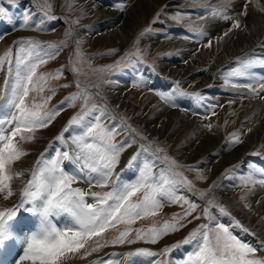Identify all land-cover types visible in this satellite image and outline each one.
I'll return each instance as SVG.
<instances>
[{"label": "rangeland", "instance_id": "374dc122", "mask_svg": "<svg viewBox=\"0 0 264 264\" xmlns=\"http://www.w3.org/2000/svg\"><path fill=\"white\" fill-rule=\"evenodd\" d=\"M55 1L0 0V189L3 200L12 198L13 191L17 194V202L9 203L6 211L36 214L37 222L43 221L45 228L46 220L54 224L40 238L48 239L41 241L45 252L41 257H45L33 262L264 264V240L247 227L239 210L231 209L217 195L233 194L231 187L213 195L218 183L235 180L244 201L238 204L242 212L250 213V206L245 204L250 196H245L253 193L256 183L264 185V168L257 161L264 160V148L261 141H253L254 127L264 120V113H260L264 95L247 94L246 99L243 90V75L251 73V67L264 70V47L234 54L215 70L214 75L220 79L216 92L225 98L224 105L229 106L226 110L217 101L208 100L202 89L186 88L160 68L161 61L181 55L190 42L197 45L194 48L199 55L211 52L217 41L208 36L206 32H213L206 26L225 15V10L213 9V1L190 0L189 8H169L165 2L144 18V25L129 39L112 45L98 37L87 47L80 34L96 30L97 20L79 10L76 0ZM218 2L238 12L234 13L238 18L227 13L224 24L233 29L231 34L248 22L249 9L238 7L237 2ZM105 3L122 11L127 8L122 0ZM157 39L160 48L151 51L154 43L149 42ZM183 62L186 64V60ZM151 69L162 85H148L147 72ZM211 73L207 68L205 74ZM123 75L129 87L151 89L158 99L156 108L153 102L150 110L144 108L145 104H137L132 91L127 95L131 113L111 104L107 90L116 89ZM259 82L264 93L263 78ZM180 98L187 99V105L194 102L201 108L192 105L186 109ZM244 107L252 119L242 112ZM168 111L177 116L184 111L189 119L198 117L201 130L221 143L209 154L184 160L179 151L190 154L185 138L192 130L185 133L181 132L183 128L177 129L183 137L170 145L167 140L175 121L163 136L152 133L153 128L159 130L160 121H167ZM242 113L247 118L240 120ZM181 115L175 118L178 123L183 120ZM197 124L192 121L190 126ZM208 126L212 131L206 130ZM196 135L192 141H197ZM247 141L250 148L244 156L225 164L220 172H210L229 149ZM31 153V163L20 167ZM27 171L29 177H25ZM77 173L81 175L78 182L74 179ZM254 200L251 207H258L254 213L264 215L259 207L262 204L257 206L264 200V193ZM48 210L68 216L60 212L66 210L74 224L69 219V224L61 225L59 214L50 216ZM246 232L253 233L248 235L251 238H261L255 240L258 246L254 240L252 244L240 238ZM40 233L38 229L34 236ZM34 243L36 247L39 242ZM31 247L20 252L17 259L23 261Z\"/></svg>", "mask_w": 264, "mask_h": 264}, {"label": "bare ground", "instance_id": "6f19581e", "mask_svg": "<svg viewBox=\"0 0 264 264\" xmlns=\"http://www.w3.org/2000/svg\"><path fill=\"white\" fill-rule=\"evenodd\" d=\"M57 1L60 2V0H56L55 2H57ZM105 1L104 0H76V3L74 2L76 4V7L79 10L81 9L84 12V14L86 13L87 16L88 15L90 16V17L88 16L89 19L97 20L96 23H98V26H97L98 30L96 29L94 31H87V32L85 31L84 34H80L79 39L84 41L86 47L89 46V43H92L98 37H100V39L101 38L108 39L107 40L108 43H110L112 45H115L120 41H125V40L129 39L130 37H128V36L129 35L131 36V33L134 34L135 30L137 28L144 25V22H143L144 18L145 17L147 18L151 11H154L160 4H163L165 2L166 3L168 2L169 8H175L178 6H182V7L184 6V8H189L192 6L190 0H122V1H125L127 4L126 10L122 11L118 7L114 8V7L108 6L105 3ZM212 1H213L212 4H214V5L211 4V6H213V9L214 8L220 9L221 12L223 10H225V12H224L225 15H223V17L220 16V18L216 19V21L214 20V21L209 22L210 24H207V26H206V28L209 31L213 32V33L206 32V33H208V36L211 35L212 36L211 38L212 39L216 38V41H217V44H215V43L213 44L211 52H209L207 54H201L202 55L201 56V55L197 54L195 51L196 47L194 48V46H197V45L190 42L189 45L186 44V47L183 49V52L181 53V55L172 57L171 60L168 62L161 61L160 62V68L163 71L171 74V76L174 77L175 79H178L179 84L183 85L184 87H186V88L190 87L191 89L192 88L202 89L203 95L206 98H208V100L217 101L219 107H221L225 104L224 103L225 98H223L218 92H216V86H219L220 79L214 75V72L218 67H220L221 65H223L224 63L229 61L232 58V55L237 54L239 52L241 53L242 51L253 48V47L254 48L264 47V0H211V2ZM218 1H222L224 3H230V4L237 2L238 7L244 8L246 11H248V9H249L250 13L247 12L248 22H246V21L243 22L244 25H242L241 28L236 29L235 33L231 34V31L233 29H229V26L227 24H224L226 19H227V13L229 12L228 13L229 15L232 14L236 18H238L239 16L234 14L236 11L232 10L230 7H228L226 5L219 3ZM54 4L56 6V3H54ZM211 6H210V8H211ZM236 13H238V12H236ZM200 15L201 14H199L197 12V16H200ZM209 17L212 18V16H210V14H209ZM216 34H217V36H215ZM158 40L159 39H157L155 41L150 40L149 44L154 43L153 48L152 49L150 48L151 51H156L158 48H160V44H159ZM165 48H168V47L165 46ZM184 60H186V64H184V62H183ZM207 63L210 66L207 65ZM205 65L212 72L211 75L205 74V71L207 68L204 71L200 70V67L205 66ZM251 68H252L251 73L248 72V74L243 75V77H244L243 80H244V82L246 81L245 82L246 84H244L246 86H244V88L242 86L243 90L246 91L245 98H246V96L248 97L247 94H249V95L253 94V97L255 95H260V94L264 95V93L262 92V90L260 88V85H258L259 83H262V82H259L261 80V78H263V80H264V70L261 67H251ZM147 75L149 77V84L148 85L150 87L160 86L163 84V81L160 80V78L156 74V71H154L153 69L149 70L147 72ZM263 85H264V82H263ZM131 87L128 86V84L126 82V77L123 75V77H121L119 79V82H118L116 89L112 88V89L107 90L108 94L106 97L108 100H110L111 104H113L119 110H121V111L126 110V111H128V113L129 112L131 113L132 109L130 110L128 108L129 104L127 103V95L129 93H131V91H132V93H131L132 98L137 104H142V105L145 104L144 108H146L147 110H150L151 108H153L154 102L158 101V99L156 97H154L151 89L148 88L146 91H144V90H141L140 87H137L135 89L133 87L132 88ZM255 91H257V92H255ZM187 101L188 100L184 99V98L179 100V102H181V106H183L186 109H188L189 107L192 108V105L196 106L198 109L201 108L200 106H198L194 102H191V103L189 102L190 105H187ZM236 101H237V103H239L238 99ZM151 102H153L152 103L153 106H151ZM223 107L226 110H228L229 106L227 107L224 105ZM205 108H207V107H205ZM202 109H203V107H202ZM250 109H251V107H250ZM260 110H261L260 113H262V115H263L264 107ZM169 111H168V113H169ZM243 111H245V114L247 115L248 119L253 118V117L249 116L250 111L249 110L246 111L245 107L242 110V112ZM181 112H180V115H181ZM185 113L186 112L183 111L182 115L184 117H182L183 120H181L180 123H178V121L175 120V118H177V117H178V119L180 118L179 114L177 116V114H175V113H169L166 116V118H167V119H165V120H167L166 122H161V121L159 122V123H161L159 130L157 131V130H154V128H153V132L152 131L151 132L154 135H156L157 137L163 136L165 131H168V129H167L168 125L172 121H175L176 123L173 126L172 133L168 132V133H170L171 136L168 137L167 143L170 145V143L176 142V140H178V141L181 140V138L183 137V134L181 135L182 131L192 130L189 134V137L185 138L188 140L187 143H189L190 144L189 146L191 147L190 148V154L185 155V152H186L185 150L179 151V155L182 158H184V160H192V159H195V158H197V157H199L205 153L209 154L210 151L213 148H215V146L219 145V143H221V142H220L219 138L215 137L214 135L208 134L206 131L201 130L202 128H201V126H199L201 124L198 121V119H199L198 117L192 118L189 115L191 118V119H189V118H187L188 116L187 117L185 116ZM242 117H246L244 115V113H242L240 115L239 119L241 120ZM148 118H150V117H148ZM218 118L220 119V116ZM262 119H264V116L262 117ZM214 120L216 121V118ZM240 120H238V121H240ZM142 121H143L142 118L138 119V123L142 124ZM192 121L195 123L198 122L197 126L191 127L190 124H192ZM181 128H183V130H181V132L179 130H177V129H181ZM254 129H253L254 130L253 132H255V135H253V138H254L253 141H258V142L261 141L263 144L261 148H264V120L261 124L254 127ZM206 130L212 131V127L208 126ZM148 133H149V131H148ZM195 134H197L195 136L197 138V141L196 140L192 141L191 139L194 137ZM182 141H183V139H182ZM249 144H250L249 141H247L240 146H237L235 148L233 147L232 149H229L230 151L227 152L226 154H224L223 158L221 160H219L217 163H215L211 166V168L209 169L210 172L212 174H214L215 171L222 169V167L225 164H228V163L233 162L235 160L237 161L239 158L244 156V154H246L250 148ZM71 153L73 155L72 151H71ZM68 155H70V151L67 153L66 156H68ZM32 159H33L32 153L30 154V156L27 155L25 158V161L20 163V167H25V166L29 165L31 163ZM220 171L221 170H219V172ZM80 176L81 175H79L77 173L74 176V179H76V181L78 182ZM25 177H29L28 171H27V175ZM11 182H12V180H11ZM225 187H231V191L233 194L221 192L222 194H219V193L217 194L218 197H219V195L222 196L223 199H225V204L227 206H229L231 209L239 210L240 215L243 218V222L247 225V227L249 229H250V227H252L254 233L257 234L259 237H261L262 240H264V215L263 214L258 215L257 213L255 214L254 209L256 208V206H254L253 208L251 207V204H253L255 202V200H254L255 197L264 193V185L259 186L256 183L254 190H253V193L251 195L245 196V198L250 196V198H247L245 200L246 202H248V203L245 202V204L250 206V213L245 212V211L242 212V210L239 206V204H242L244 201L243 202L241 201V196L239 195L240 186H238V187L236 186L235 180L228 181L225 183H221L220 185L218 183L217 187H214L216 191L213 192V195H215L217 192L221 191ZM214 188H212V189H214ZM248 190L249 189H247L246 191H248ZM241 194H242V192H241ZM247 194H250V193H247ZM15 202H17V194L15 195L14 191H13L12 198H8L7 200H3V194H2L1 189H0V214H3L2 218L0 219V237L4 234V236L7 238V241H5V243L7 244V248L3 247L2 251L0 253V264H3V263L4 264H15V263L24 264V262L19 260L20 257H18V259H17V256L20 255V252L25 253V250L28 249L32 243L39 242L40 238L43 237L45 235V233L47 234L46 229L49 226L52 228V225H54L53 223L51 224V221L49 223L48 220H46L45 222L47 224V228H45L43 221H42V224L37 222L38 221V218H37L38 215H36V214L33 215L32 213H29L33 216H31L29 214L24 215V216H22V215L17 216V215H12L11 211H6L7 205L9 203L12 204ZM238 202H239V204H238ZM4 203H6V204H4ZM259 204H262V205H259ZM258 205H259L260 209H264V200L257 202V206ZM7 208L9 210L10 207L8 206ZM48 211L50 212V216L59 214V213H57V214L53 213L52 210H48ZM9 212H10V215L8 214ZM60 212L66 213L68 215V216H65L63 214H59V220H61L59 223H61V225H62V223H65L66 225L69 224V219L74 224V220L72 219L71 215L66 210H60ZM1 222H4V223L1 224ZM38 229L41 230V233L34 236L36 234V230L38 231ZM48 231L51 232L50 229ZM55 234H56V229H55L54 235ZM251 234H253V233H251ZM259 237H257L258 238V240H256L257 242H259V240H261V238H259ZM42 239H43L42 243H44V241L48 240V239H44V238H42ZM256 241H255V243H256ZM4 253L6 255H1ZM136 259H137V261L143 260L140 258H136ZM28 264H36V263H34L32 261V262H29Z\"/></svg>", "mask_w": 264, "mask_h": 264}]
</instances>
